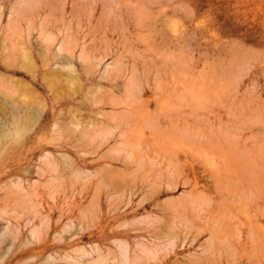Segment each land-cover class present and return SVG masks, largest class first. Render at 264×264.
<instances>
[{"label": "rangeland", "instance_id": "rangeland-1", "mask_svg": "<svg viewBox=\"0 0 264 264\" xmlns=\"http://www.w3.org/2000/svg\"><path fill=\"white\" fill-rule=\"evenodd\" d=\"M107 65L117 87L86 84ZM128 83L151 115L161 93L191 114L186 159L135 158L114 129ZM72 119L103 132L52 133ZM204 257L264 264V0H0V264Z\"/></svg>", "mask_w": 264, "mask_h": 264}, {"label": "bare ground", "instance_id": "bare-ground-1", "mask_svg": "<svg viewBox=\"0 0 264 264\" xmlns=\"http://www.w3.org/2000/svg\"><path fill=\"white\" fill-rule=\"evenodd\" d=\"M45 59V58H44ZM131 60V59H130ZM108 66L109 65H107L105 68H103V71H101V72H99L98 71V69L97 70H95L94 72H92V73H89V74H86V76H85V82H86V84H91V85H93L92 83H93V81L96 79V78H99L100 79V81H103V82H107V83H109L111 86H114V88L115 87H117V84H118V78H120V76L122 75L121 74V68L120 69H118V68H116V69H108ZM69 69H70V72L71 73H74V71L72 70V66H69ZM53 70H56L57 71V68H54ZM115 70V71H114ZM132 71V70H131ZM123 73V72H122ZM121 74V75H120ZM130 75H131V73H129ZM157 74H158V72H157ZM156 74V75H157ZM155 75V76H156ZM159 75V74H158ZM157 75V76H158ZM140 76V75H139ZM154 76V77H155ZM160 76H161V74H160ZM146 77V76H145ZM153 77V78H154ZM163 77V76H162ZM128 78H129V76H128ZM133 78H134V76H133ZM148 78H150V77H148ZM132 78H129L128 79V82L131 80ZM145 79V78H144ZM143 78H142V80H144ZM157 79H158V77H157ZM156 79V80H157ZM162 79H164V78H162ZM154 80V79H153ZM158 80H160V79H158ZM132 81V80H131ZM140 81V80H139ZM164 81H165V79H164ZM147 82H149V81H147ZM154 82V81H153ZM161 82H162V80H161ZM166 82V81H165ZM131 83V82H130ZM145 83V82H144ZM157 85H159V83H160V81H159V83H157V82H155ZM162 83H164V82H162ZM139 84H141V81L139 82ZM156 84H154V85H156ZM127 85V84H126ZM131 84H129L128 83V85L127 86H125V87H123V89H124V92H123V94H124V102H123V106H125V108L123 109V113L125 114V113H127V114H129L128 116H127V119H126V121H124L123 120V122L122 121H120V122H117V124H116V122H115V128L114 129H118V132H120V134H122V135H125V136H127V140H130V139H133L134 141H135V143H136V145H137V147H136V152H134V153H137V149H138V153L137 154H133L134 156H135V158L137 159V160H139V163L141 164L143 161H145L146 160V162L148 163V166H149V161H150V164H151V167L155 164V165H159V164H167V166H168V164L169 165H172V164H174V162H179L180 161V156H182V155H180V153H183L184 154V156H185V159L187 158V156H186V154L187 153H185L184 151L183 152H179V150L177 149V145H178V142L180 141H182V139L183 138H186V137H188L189 136V134H191V133H185V134H188V136L187 135H184V133H183V135L185 136H183L182 135V132H186V131H188V130H190V124H189V121H187V120H185L183 117H190L191 116V114L190 115H188V116H186V114H185V112H184V114H185V116L183 115H179L180 113H182L181 111H180V113H179V111L178 110H167L166 108V106L168 105V103H167V105L165 106V104H164V102H161L162 101V99H163V97L164 96H167L166 94H163V93H161V94H159L158 95V97H154V99L155 98H157L156 99V104H158V108H159V113H157L158 115H156V116H154L153 115V112H152V115L155 117L154 118V120H156V124H154L153 122H151V121H153V120H148V118L149 117H151L152 115H151V111L149 112L148 111V109H147V105L150 103V100L149 99H143V98H141V97H137L138 95H140L139 93H138V95H136L135 94V92H134V89L132 88V87H129ZM149 85V84H148ZM156 85V86H157ZM164 85V84H163ZM163 85L161 86V87H163ZM167 85V84H166ZM171 86H173V84L171 85ZM150 87V86H149ZM159 87H160V85H159ZM188 88V87H187ZM149 89V88H148ZM156 89H157V87H156ZM159 90V89H158ZM157 90V92H162L161 91V89H160V91H158ZM183 90H184V88H183ZM189 90V89H188ZM92 91H98V86H93V88H92V90H91V92ZM151 91V90H150ZM153 91H155V90H153ZM152 91V92H153ZM167 91H168V89H167ZM170 91H175V88L173 87V88H171V90ZM156 92V93H157ZM165 92H166V89H165ZM185 92V91H184ZM143 93V92H142ZM186 93V92H185ZM57 94V93H56ZM167 94L169 95V93L167 92ZM172 95H173V93H171ZM170 94V95H171ZM188 93H186V95H187ZM154 95H155V93H154ZM189 95V94H188ZM191 95V94H190ZM145 96H147V95H145ZM174 96V95H173ZM187 97V96H186ZM185 97V98H186ZM102 99H103V97H101ZM100 98V99H101ZM146 98V97H145ZM169 98V97H168ZM189 99V98H188ZM170 100V99H169ZM172 100H170L169 102H171ZM191 101V100H190ZM154 102V101H153ZM154 103V104H155ZM172 103V102H171ZM190 102H188V104H189ZM176 104H178V103H176ZM175 104V105H176ZM185 104H187L186 102H185ZM94 105H98L97 103H94V102H92V104H91V106H93L94 107ZM175 105H173L172 104V107L173 106H175ZM179 105V104H178ZM177 105V106H178ZM183 105V104H182ZM191 105V104H190ZM58 106H60V104H58ZM96 107V106H95ZM155 107H157V106H155ZM170 107V106H169ZM179 107V106H178ZM180 107H182V106H180ZM179 107V108H180ZM183 107L185 108V106L183 105ZM183 107H182V109H183ZM189 107V106H188ZM187 107V108H188ZM86 107H84V109H85ZM88 108V107H87ZM171 108V107H170ZM178 108V109H179ZM190 108H192L191 106H190ZM177 109V108H176ZM181 109V108H180ZM179 109V110H180ZM86 110V109H85ZM124 110L125 111H127V112H124ZM155 110H157V108H155ZM154 110V111H155ZM190 110V109H189ZM98 111V110H97ZM158 111V110H157ZM156 111V112H157ZM188 111V110H187ZM187 111H186V113H187ZM192 110H190V112H191ZM97 113V112H96ZM179 113V114H178ZM126 115V114H125ZM152 116V117H153ZM178 116H180L179 118H183L184 120H182V119H180L181 120V126H179V118H178ZM120 118H124V116L122 117H120ZM153 119V118H152ZM120 120V119H119ZM117 121V120H116ZM147 121H150L152 124H154V126H150V124L149 123H147ZM183 121V122H182ZM69 123H70V125L71 126H73V128L72 129H69V128H66V127H64V126H62V125H58V124H54V130L52 131V133H56V134H62V133H66V132H70L71 133V135H72V133H74V134H77L79 137H80V140H82V142L84 141L83 140V137H84V139H86V137H87V139L89 138V143H93V141H92V139L93 138H91V140H90V137H94L95 136V138L96 137H98V135L100 134V132L102 131L103 132V130H102V126H98V125H96V124H92V123H86V124H80L79 123V119H72L71 121H69ZM149 124V125H148ZM146 125H148V127L146 126ZM156 125V126H155ZM165 125H167V127H165ZM150 127V128H149ZM149 129L148 131H150V133H149V136H146V134L148 133V132H146V134H145V131H143V129L145 130V129ZM152 128V129H151ZM178 129H180V130H182V132L181 133H178V132H175V131H178ZM67 133V134H68ZM176 133H178V136H179V134L180 135H182L183 136V138H181L180 136V138H179V141L177 142V141H175V137H176ZM100 136V135H99ZM178 136H177V138H178ZM191 137V135L189 136V138ZM94 138V139H95ZM101 138V137H100ZM93 139V140H94ZM102 140H101V143H102V141H103V137L101 138ZM186 139H188V138H186ZM191 139H192V137H191ZM95 141V140H94ZM104 142V141H103ZM88 143V142H87ZM86 143V144H87ZM88 143V144H89ZM128 143V142H127ZM134 143V142H133ZM79 144H83V143H80L79 142ZM86 144H83L84 145V149L81 147V146H83V145H81L80 146V150H81V148L83 149V150H85L86 149V146H89L88 144L86 145ZM86 145V146H85ZM91 146H92V144H91ZM78 147H79V145H78ZM94 147V146H93ZM204 147V146H203ZM95 148H98V147H95ZM76 149H77V147H76ZM202 149V148H201ZM82 150V151H83ZM181 150V149H180ZM130 153V152H129ZM128 153V154H129ZM85 154V153H84ZM155 154V155H154ZM130 158L132 157V155L131 156H129ZM183 157V156H182ZM131 160V159H130ZM134 160V159H133ZM152 162V163H151ZM184 162H187L186 160H184ZM132 163H133V161H132ZM131 163V164H132ZM189 163V162H188ZM139 165L137 162L135 163V165ZM153 164V165H152ZM185 164V163H184ZM136 165V166H137ZM154 165V166H155ZM141 166V165H140ZM160 166V165H159ZM179 166H181L182 167V164L181 165H179L178 164V167ZM189 166V165H188ZM157 168H159V170H160V167H158V166H156ZM173 167V166H172ZM171 167V168H172ZM176 167V166H175ZM190 167V166H189ZM194 167V166H193ZM154 168V167H153ZM184 168V167H183ZM182 168V169H183ZM166 169V168H165ZM174 169H176V168H174ZM181 169V168H180ZM148 170V169H147ZM149 170H150V166H149ZM155 170H157L156 168H155ZM158 170V171H159ZM163 170V169H162ZM162 170H160L161 172H159V175H160V173L162 174ZM167 170H168V168H167ZM152 171V170H151ZM151 171H150V173H151ZM157 171V172H158ZM180 171H182V170H180ZM148 172V171H147ZM155 172V171H154ZM157 172H155V174L157 173ZM182 173V172H181ZM152 174V173H151ZM154 174V175H155ZM158 174V173H157ZM169 175V174H168ZM142 177V176H141ZM144 177V176H143ZM156 177H157V175H156ZM164 177H166V176H164ZM171 179H173L172 178V176H169ZM182 177V176H181ZM147 178V177H146ZM161 178V177H160ZM160 178H155L154 179V176H153V180H155V181H157L158 179H160ZM177 178V177H176ZM179 178V177H178ZM177 178V179H178ZM196 178V177H195ZM149 179H150V177H149ZM167 179V178H166ZM145 180V179H144ZM148 180V179H147ZM168 180V179H167ZM187 180V179H186ZM142 181V180H141ZM149 181V180H148ZM154 181V182H155ZM194 181H195V179H194ZM157 182H159V181H157ZM161 182V181H160ZM194 187H195V184L193 185ZM184 210V209H183ZM182 210V211H183ZM50 217V216H49ZM32 219V218H31ZM50 220V219H49ZM30 221V220H29ZM28 221V222H29ZM207 221H208V219H207ZM199 234H201V233H197V235H199ZM189 240H190V237H185V239H184V241H185V243L187 244V243H189ZM193 242H194V238L191 240V244H193ZM186 244L184 245V246H186ZM240 247H243L242 245H240ZM204 259H205V262H204V264H209L208 263V258L207 257H204ZM211 262V261H210ZM167 262L166 261H162L161 262V264H166Z\"/></svg>", "mask_w": 264, "mask_h": 264}]
</instances>
